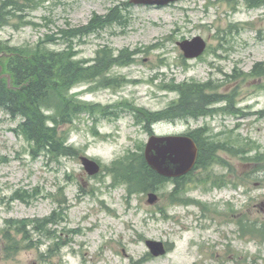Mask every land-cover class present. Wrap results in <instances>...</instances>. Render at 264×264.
Listing matches in <instances>:
<instances>
[{"label": "rangeland", "instance_id": "rangeland-1", "mask_svg": "<svg viewBox=\"0 0 264 264\" xmlns=\"http://www.w3.org/2000/svg\"><path fill=\"white\" fill-rule=\"evenodd\" d=\"M257 1L258 7L247 10L242 1L150 6L36 0L32 6L13 0L21 10L7 8L0 42L33 46L54 35L45 43L63 49L70 40L59 37L62 30L118 7L121 20L71 40L76 57L93 60L105 47L115 56L124 48L136 53L132 63L107 73L125 82L104 87L96 79L70 90L88 106L109 107L106 115L83 111L60 125L76 155H33L19 129L22 119L0 108V264H264V75L251 72L264 63V0ZM194 36L206 41V49L186 59L177 42ZM183 82H209V95L224 96L209 108L223 109L162 119L149 129L135 122L131 108L162 111L178 97L172 86ZM200 128L221 149L206 167L181 180V191L174 192V181L162 180L152 190L130 192L121 174L143 155L151 134ZM81 154L100 163L99 173L87 174ZM148 191L158 195L153 205L147 203ZM53 213L45 227L53 236L34 231V220ZM23 223L29 239L17 232ZM8 232L16 236L12 241ZM146 239L163 241L167 253L151 256Z\"/></svg>", "mask_w": 264, "mask_h": 264}, {"label": "trees", "instance_id": "trees-1", "mask_svg": "<svg viewBox=\"0 0 264 264\" xmlns=\"http://www.w3.org/2000/svg\"><path fill=\"white\" fill-rule=\"evenodd\" d=\"M21 1L32 3V6L36 5V0ZM10 6L13 9H15L14 6L17 8L16 2L13 0L1 2L0 24L10 15L11 11L7 10ZM17 9L21 10L20 8ZM120 12L118 7L112 8L104 18L100 15H93L89 22L84 25L62 30L59 37L70 40L63 49H52L45 43L54 41L56 39L54 35H47L46 40L33 46H11L5 42H0V108L11 116L22 119L19 129L24 138L32 143L33 155L42 151L51 154L53 157L76 155L77 152L74 148L65 144V139L59 132L60 125L71 123L72 118L83 111L92 110V113L99 112L103 115L108 113L109 107L88 106L75 98L70 90L81 83H93L96 79H100L104 87L125 82V78L117 81V77H110L107 73L115 65L125 66L132 63L133 54L136 51L124 48L115 56L113 49L105 47L93 60H84L76 57V51L73 49L71 40L83 38L107 24L121 20L123 14ZM251 72L256 76L264 75V63L255 64ZM172 89L177 91L178 97L162 111L149 112L144 108H131L135 122L142 123L144 128L149 129L150 124L162 119H180L190 116L198 118L199 116L211 115L216 109H223L209 108L210 105L224 98V96L218 98L208 94L213 89L209 82L202 84L183 82L172 86ZM226 99L228 105L225 109H228L232 106L228 98ZM112 115L117 116L118 113L113 111ZM205 132V128L188 132L198 147V156L194 168L206 167L207 163L214 158L212 157L213 154L221 149L219 144H214L215 142L204 135ZM127 167V172L121 176L128 179L131 187L130 192L132 190H152L160 181L167 180L149 167L142 154L138 159L129 162ZM189 174L172 180L175 183V193L181 191V188H178L181 186V180ZM16 198L23 200L21 195H17ZM54 217L53 213L47 218L34 220V224H36L34 231L41 232L48 237L50 234L53 236V233L46 231L45 227L54 221ZM25 226L23 223L17 232H21L26 239H29V234L23 230ZM5 237L12 241L16 236H11L8 232ZM14 249L16 252L19 248Z\"/></svg>", "mask_w": 264, "mask_h": 264}, {"label": "water", "instance_id": "water-1", "mask_svg": "<svg viewBox=\"0 0 264 264\" xmlns=\"http://www.w3.org/2000/svg\"><path fill=\"white\" fill-rule=\"evenodd\" d=\"M178 0H131L135 4L166 5ZM177 45L187 59L199 57L206 48V41L201 36L178 41ZM198 155V147L193 138L186 134L157 135L148 137L143 156L147 164L158 174L164 177H180L188 173L194 166ZM79 159L84 170L90 174L100 171V164L86 155H80ZM158 196L154 192L147 194V202L154 204ZM150 252L154 256L165 254L166 248L162 241L147 239L145 241Z\"/></svg>", "mask_w": 264, "mask_h": 264}, {"label": "flooded vegetation", "instance_id": "flooded-vegetation-1", "mask_svg": "<svg viewBox=\"0 0 264 264\" xmlns=\"http://www.w3.org/2000/svg\"><path fill=\"white\" fill-rule=\"evenodd\" d=\"M218 1L219 2H225V3L229 2L230 4H232L234 2H235V4H238V1H242L244 6H245V9H247V10L250 8H253V7H258V5H257L258 1L257 0H218ZM176 2H174V3H176ZM174 3H171V4H174ZM261 6H264V1H261ZM248 25L252 26V24H248Z\"/></svg>", "mask_w": 264, "mask_h": 264}]
</instances>
